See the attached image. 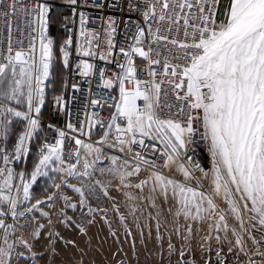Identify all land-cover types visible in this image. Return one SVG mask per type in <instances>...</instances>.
Masks as SVG:
<instances>
[{
    "label": "snow or ice",
    "instance_id": "snow-or-ice-1",
    "mask_svg": "<svg viewBox=\"0 0 264 264\" xmlns=\"http://www.w3.org/2000/svg\"><path fill=\"white\" fill-rule=\"evenodd\" d=\"M68 2L73 6L77 4V0ZM4 4L5 0H0V5ZM218 6L219 0H145L142 14L148 25L147 37L144 29H138L137 46L128 52L123 48L120 50L126 62L119 65V102L114 105L116 112L110 121L97 118L96 123L102 128L106 125V129L96 145L84 144L80 139H75L78 149L83 148L93 160L89 162L86 156L84 170L78 171L81 157L77 150L76 163L63 167L65 132L61 130L56 144L41 150L39 163L31 173V182L35 183L38 176H48L49 169L53 173H66L69 177H88L91 175L89 169L102 153L100 146L106 145L124 154L110 157L108 172L119 180L121 188H135L142 193L145 187L151 185L146 198L152 201L153 207L157 192L165 200L171 192L174 199L178 196L177 216L190 221L214 218L215 230L219 232L223 229L228 233L226 215L216 204V198L222 196L228 205V212L240 225L239 229H231L234 239L228 251L237 255L238 264H264V0H229L224 20L220 23L215 19ZM129 7L133 5L130 3ZM49 10L46 3L32 4L31 0H12L3 9V16L9 21V44L4 58L6 62L0 63V130H3L6 139L11 118L25 123L12 157L16 160L26 151L25 141L41 126L39 115L44 104V88L41 85L48 80L54 61V41L46 35ZM21 14L32 32H39L38 60L31 40L29 52L20 50L13 54L10 17ZM162 28L168 34L182 31L184 40L169 39ZM146 38L147 50L143 46ZM161 42L168 48L163 57L159 47H153L159 46ZM71 45L72 39L69 37L59 50L65 68L69 67ZM177 48L182 55L174 54ZM77 55L88 57L94 53L89 50L81 52L78 46ZM133 55L147 63L149 79L137 78ZM100 58L105 59L103 55ZM156 66L161 70L157 71ZM92 69V64L81 59L76 71L87 77ZM158 75L161 77L159 81L156 80ZM103 76L101 71L102 80ZM126 84L132 87H126ZM113 86V80H103L104 88ZM170 96L173 97L171 102ZM60 99L57 98L58 104ZM91 104L94 108L98 107L100 100L94 99ZM121 120L123 125L119 122ZM67 127L72 132L77 131L71 123ZM79 131L81 135L84 134L83 128ZM146 139L152 141V157L136 152L129 159L127 153L132 152V147L139 145L143 148ZM197 143L208 144L212 161L210 173L198 162L193 164L192 156L189 155L190 151H194L192 146ZM12 158L8 155L7 147L0 150V159L5 165L0 168V208L6 204L11 217L15 219L17 215L23 217L44 203L53 205V197L49 196L46 202L36 201L25 212L17 213L19 200L11 195L15 187L14 173L6 167ZM121 159L122 164L118 162ZM158 161L160 168L157 167ZM173 166L182 175L183 182L161 174V168L171 169ZM145 170H150L151 175L140 179ZM134 178L139 182L131 183ZM20 179L23 200L30 201L31 185L24 182L22 174ZM202 179L211 181V194L200 190ZM96 183L100 184V181ZM65 186L79 194L81 207L86 205L83 188L67 185L66 181ZM54 187L59 189L61 185L54 184ZM104 194L108 195L106 188ZM125 195L129 201L136 199L131 193ZM59 198L63 200L61 207L52 206L50 211L40 213L47 220L50 242L64 239L61 232L56 231L61 226L85 233L83 213L80 223L68 215L69 209L75 213L77 204L72 203L71 197L67 195ZM131 210L135 212L136 209ZM96 211L88 206L89 213ZM115 211L119 213V208ZM7 214L0 210V216ZM245 217L252 225L251 229L245 226ZM120 220L124 222L126 217L121 214ZM36 223L38 231L33 233V238L39 240L45 225L38 221ZM4 227V220L0 219V228ZM159 227L158 223V233ZM187 231L191 234L190 225ZM257 231L259 236L255 234ZM157 239H161L159 234ZM216 239H220L219 235ZM21 243L31 249L26 241L22 240ZM65 243L77 247L75 240H66ZM4 245L6 247H0V264H11L14 245L8 244L7 233ZM52 251L55 256L54 248ZM168 251L170 255L174 252L171 240ZM184 256L183 249H180V257Z\"/></svg>",
    "mask_w": 264,
    "mask_h": 264
},
{
    "label": "rangeland",
    "instance_id": "rangeland-1",
    "mask_svg": "<svg viewBox=\"0 0 264 264\" xmlns=\"http://www.w3.org/2000/svg\"><path fill=\"white\" fill-rule=\"evenodd\" d=\"M228 4L229 0L221 1L217 23L224 20V11ZM59 96L61 94L55 95L52 100V113L54 112L58 115L57 98ZM45 102L46 95L44 96V104ZM44 104L41 105V108H43ZM4 106L8 105L5 104ZM20 110L24 109L21 108ZM11 119L12 123L8 127L6 139L3 130H0V149L3 146L9 148L10 158L13 157L16 144L26 126L25 123L14 118ZM119 122L122 125L124 123L122 120ZM40 128L45 129L43 125ZM114 136L115 130L113 129ZM93 145H96V143ZM100 147L102 148V153L96 164L89 169L91 175L88 177H69L66 173H53L49 169L48 176H38L35 183L31 182V175L28 179L24 178V182L31 185L29 188L30 201L23 200L21 174L16 172L17 168L15 171L12 170L15 187L11 195L13 198H16L18 194L21 195L17 213L25 212L26 209L35 205L36 201L46 202L49 196L53 197V205L44 203L34 211L26 213L23 217L17 215L15 219L11 217L10 209L6 204L0 208L3 212L8 213L0 216L6 226L0 228V247H6L4 245V237L5 233H7L8 244L14 245L11 251V264H238L237 255L229 252L228 249L230 242L234 239L231 229L234 227L239 229L240 225L233 215L228 212V205L222 196L216 198V204L226 215V222L229 226L228 233H225L223 229L219 232L215 230L216 220L214 218L190 221L185 220L183 216H177L176 212L179 209L178 196L174 199L171 192H169L167 200L157 192L155 194V207H153L152 201L146 198L150 194L151 185L145 187L142 193L135 188H121L119 180L108 172V168L111 166V156H123L124 154L106 145H101ZM26 152H23L18 160L10 159L6 167L10 168L12 161L18 163ZM129 155L130 153H127L128 158ZM86 156L87 153L82 148L80 151V163L77 166L78 171L82 172L84 170L83 162ZM40 158L37 156L36 166ZM87 159L91 162L93 157L87 156ZM118 162L122 164L123 159ZM0 163V168L5 167L2 159H0ZM72 163H76V157L70 164ZM211 168L212 161L203 169L210 173ZM161 174L183 182L182 175L176 171L174 166L171 169L167 168ZM150 175L151 173L143 171L140 179H146ZM40 181V186H44L46 189L50 188L51 192L47 197L35 198L32 187L35 186L36 182ZM65 181L67 185L83 188L87 201L85 206L81 207L79 205V194L73 192L71 187L65 186ZM96 181H100V184H97ZM138 182L135 178L131 181L133 184ZM0 183H2V180H0ZM54 184L61 185L59 197L67 195L71 197L72 203L77 204L75 213L69 209L68 215L73 216L80 223L81 213H83L82 226L85 227L84 234H81L75 228H64L61 226L56 231L61 232L64 239L49 241L47 220L41 217L40 213L41 211H50L52 206L59 208L63 205V200L54 196L57 190ZM201 185L200 190L211 194L212 187L209 179H202ZM192 186H195V182L192 183ZM104 188L107 189V196L104 194ZM125 193H131L136 199L129 201ZM88 206L97 211L89 213ZM117 207L119 208V213L115 211ZM132 208L136 209L135 212L131 210ZM121 214L126 217L124 222L120 220ZM52 219L55 221V215L52 216ZM37 221L39 224L45 225V228L41 230L42 234L39 240L33 238V233L38 231ZM158 223L160 226L159 233L157 232ZM9 225L13 227H7ZM189 225L192 228L191 234L187 231ZM245 226L249 229L252 227L247 217H245ZM158 234L161 239H157ZM255 234L259 236L258 231ZM217 235L220 237L219 240L216 239ZM22 240L31 246L30 250L21 243ZM66 240H75L77 247L73 248L67 245L65 243ZM170 240L174 246V252L171 255L168 251ZM249 247H251L250 241ZM53 248L55 256H53ZM180 249H183L185 253L184 258L180 257Z\"/></svg>",
    "mask_w": 264,
    "mask_h": 264
},
{
    "label": "built area",
    "instance_id": "built-area-1",
    "mask_svg": "<svg viewBox=\"0 0 264 264\" xmlns=\"http://www.w3.org/2000/svg\"><path fill=\"white\" fill-rule=\"evenodd\" d=\"M221 1L219 0V6L216 10V22ZM11 2L12 0H5V4L0 5V63L6 62L4 58L7 55L9 44L7 27L9 21H6L4 18L3 9ZM31 3H46L49 6L48 21L52 9L56 8L64 11L66 16L63 27L66 31V36L61 46L69 37L72 39V45L69 49V67L66 68L65 90L59 96L61 98L59 104L57 103L60 120L58 122L43 120L39 116L41 125L45 129L41 133L38 129L32 135L28 141L25 156L17 164L25 163L31 142L36 135L40 137V145L36 147L35 152L37 156L41 157V150H46L50 145L54 146L56 140L59 139L58 133L62 130L65 132L64 143L62 145V158L65 161L63 167H67L76 157V151L79 150L80 152L82 150V148L78 149L75 139H80L84 144H95L103 136V132L106 129V125L102 128L96 123L97 118L102 121H110V117L115 113L114 105L118 103L119 98L117 84V76L120 73L119 65L126 62L120 50L123 48L125 52H128L131 48L137 46L138 29H144L147 37L148 25L145 23L142 14L145 0H77V4L74 6L68 0H31ZM130 3L133 5L132 8L129 7ZM81 14H83V17H81ZM22 15L10 17L11 48L13 54L20 50H23L25 53L29 52L31 40L36 48V58L38 60L39 32L38 30L32 32L31 27L25 23ZM113 29L115 31H112ZM162 32L168 34L163 28ZM46 35L49 39H52L49 36V23ZM168 35L169 39L175 38L181 42L184 40L182 31L179 33L173 32ZM109 40H111V48H109ZM147 44L148 39L146 38L143 45L145 50H147ZM78 46L81 48V52L89 50L94 55L88 57L77 55ZM153 47H159L162 57L168 52V48L165 47L164 42H161L159 46L153 45ZM174 54L182 55V52L177 48L174 50ZM101 55L105 59H101ZM81 59L93 65L91 74L87 77L79 75L76 71ZM133 60L137 67V78L141 80L149 79L147 75V63L136 55H133ZM173 62L175 63V61ZM156 70L160 71L161 69L159 66H156ZM101 71L104 73L103 80L111 79L114 81L112 88L106 89L103 87V80L100 77ZM160 79L161 77L158 75L156 80L159 81ZM48 80L44 81L41 85L44 88V94ZM125 86L128 88L132 87L131 84H126ZM94 99L100 100V106L95 108L92 106L91 101ZM172 99L173 97L170 96L169 101L171 102ZM69 123L77 129L76 132L68 129ZM81 128H83V135L79 131ZM151 143L152 141L146 139L143 148L139 145H134L129 159L136 152H143L146 156L152 157ZM3 148L4 146L0 150ZM192 148L194 151H190L189 155L192 156L193 164L198 162L202 168L210 164L211 155L208 151L207 143H197ZM19 165L16 166V162L12 161L10 168L13 171L17 168L16 172L22 174L25 178L24 169H19ZM157 167L160 168V161L157 162ZM166 169L161 168V173H164ZM145 171L151 173L150 170Z\"/></svg>",
    "mask_w": 264,
    "mask_h": 264
},
{
    "label": "trees",
    "instance_id": "trees-1",
    "mask_svg": "<svg viewBox=\"0 0 264 264\" xmlns=\"http://www.w3.org/2000/svg\"><path fill=\"white\" fill-rule=\"evenodd\" d=\"M66 14L63 10L60 9H52L49 17V36L54 41V62L51 69L50 79L46 84V91L44 96L46 95V102L41 108V114L39 115L43 120L55 121L58 122L60 120L59 115L56 113H52V100L53 97L57 94H63L65 90V82H66V68L63 65V61L60 56V47L61 43L66 36V31L63 27L64 19ZM50 87V88H48ZM57 112V110H56ZM41 130V131H40ZM39 132L43 131L40 128ZM40 145V137L37 135L30 145L29 153L27 155L25 163L17 164L19 165V169H24L25 178H29L31 173L36 167L37 156H36V147ZM6 147V146H5ZM8 153H10L9 148H7ZM1 164V163H0ZM40 182H36L35 186L32 187L33 196L37 197H47L51 189H46L44 186H40ZM34 200V197H33Z\"/></svg>",
    "mask_w": 264,
    "mask_h": 264
},
{
    "label": "bare ground",
    "instance_id": "bare-ground-1",
    "mask_svg": "<svg viewBox=\"0 0 264 264\" xmlns=\"http://www.w3.org/2000/svg\"><path fill=\"white\" fill-rule=\"evenodd\" d=\"M33 115H35L34 112H33ZM29 140H30V139H29ZM29 140H26L25 143H24V148L26 149V151H27V146H28V141H29ZM144 172H146V171H144ZM146 173H147V172H146ZM60 193H61V187H60L59 189L56 190L54 196H55L56 198H58V197L60 196ZM20 196H21V195L18 194V196L16 197V199L19 200ZM18 205H19V204H18ZM17 209H18V207L16 208V211H17Z\"/></svg>",
    "mask_w": 264,
    "mask_h": 264
}]
</instances>
